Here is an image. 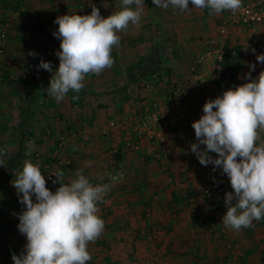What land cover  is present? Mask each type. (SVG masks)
<instances>
[{"label": "crops", "instance_id": "0c3cea01", "mask_svg": "<svg viewBox=\"0 0 264 264\" xmlns=\"http://www.w3.org/2000/svg\"><path fill=\"white\" fill-rule=\"evenodd\" d=\"M104 1L117 8L113 12L121 8V0ZM144 2L139 25L118 33L120 45L111 52L113 66L99 76L87 75L79 93L70 90L57 103L45 89L59 66L55 53L60 50V40L53 36L58 28L51 26L54 21L50 18L21 21L25 16L23 2L0 0V29L7 27L4 48L10 64L6 72H0V159L4 166L8 164L5 169L0 165V216L18 217L0 226V264H14L12 255L25 251L24 235L18 230L22 204L12 181L34 153L40 155L38 167L45 179L51 172H63V182L67 183L80 171L93 185L105 183V194L98 204L105 227L103 235L88 246L92 256L89 264H264V219L240 231L226 228L228 235L223 238L210 217L199 193L200 179L213 174L223 197L232 189L222 168L213 171L211 164L201 165L191 152L190 146L197 140L183 139L165 149L158 142L142 141L138 153L126 146L136 140L133 124L145 108L167 96L169 78H186L195 55L212 44L213 49L236 58L240 72L233 83L224 71L206 86L201 101L182 107L176 114L182 131L195 133L192 123L203 115L206 101L249 82L244 76L250 64H255L252 79L264 71V64L256 60L264 54V27L232 26L227 36L221 37L218 26L226 11L210 14L207 8L192 7L191 0L189 12L171 6L157 8L151 6L152 0ZM32 3L35 7L31 10L43 17L39 4ZM242 3L264 7V0ZM74 10L64 12L74 15ZM99 11L102 17L111 15ZM78 14L91 13L81 10ZM151 58L154 61L148 64ZM41 60L51 62L53 72L38 69ZM154 64L159 65L161 78L149 82L147 66ZM213 65V60L207 63L210 69ZM143 83L151 85L144 89ZM36 109L40 116L34 115ZM110 122L116 126L108 128ZM61 139L65 145L57 150L55 144ZM257 143H264V130ZM27 144L30 147L24 151ZM210 155L216 158L217 154ZM46 164L44 171L41 167ZM111 172L116 177L109 180L106 175ZM53 181L50 185L46 182V187L55 192L60 183Z\"/></svg>", "mask_w": 264, "mask_h": 264}, {"label": "clouds", "instance_id": "9594fccd", "mask_svg": "<svg viewBox=\"0 0 264 264\" xmlns=\"http://www.w3.org/2000/svg\"><path fill=\"white\" fill-rule=\"evenodd\" d=\"M152 3L162 9L171 6L180 12L190 11L189 0ZM191 5L207 8L210 14H235L242 8V0H191ZM144 11V0H121L120 10L106 18L95 6L90 15L58 16L54 21L58 30L53 36L60 40V50L55 53L59 66L45 89L47 95L60 103L70 90L79 93L85 87L87 75L99 76L111 68L112 49L120 45L118 33L130 25L138 26ZM256 60L264 64V54L257 55ZM37 67L53 72L51 62L41 60ZM249 69L244 76L249 82L206 101L203 115L192 123L198 143L190 146L201 165L211 164L213 171L222 168L227 175L232 191L225 193L227 211L222 224L235 231L252 228L253 221L264 219V143H257L264 130V71L252 79L255 64ZM210 153H216V158ZM4 164L0 159V165ZM51 175L56 177L53 183H60L55 192L46 187L40 168L25 160L12 181L19 202L25 206L19 214L18 230L27 240L24 253L13 254L12 260L14 264H89L92 256L88 246L104 232L98 204L105 187L91 184L80 171L67 183L63 182V172Z\"/></svg>", "mask_w": 264, "mask_h": 264}, {"label": "built area", "instance_id": "2783aa9c", "mask_svg": "<svg viewBox=\"0 0 264 264\" xmlns=\"http://www.w3.org/2000/svg\"><path fill=\"white\" fill-rule=\"evenodd\" d=\"M262 25L264 27V7L254 4L242 3V8L235 14L226 11L225 18L220 21L218 33L221 37L227 36L229 28L232 26L253 27ZM4 31L0 33V59L5 60L4 49L1 44V39L4 36ZM211 46V47H209ZM204 51L198 52L194 58V64L191 67L190 74L183 80L169 78L168 94L162 101H153L142 112L138 120L133 124V131L136 134V140L129 142L126 146L133 152L138 153L142 150V141L158 142L164 149L173 143L186 139L197 140L193 130L181 131L175 121V116L180 112L182 107H187L194 101H201L206 86L218 80L224 73V52L222 50L213 49L209 45ZM213 60L212 68L207 67V63ZM156 77L153 76V80ZM150 83L142 84L143 88L150 87ZM115 122H110L108 128H114ZM172 130H175L174 132ZM104 134H107L105 131ZM65 145V140L59 143L58 149H62ZM113 164V163H112ZM51 172L47 177V182L53 181ZM106 175V178L111 180L116 177L112 174ZM118 172L116 171L115 174ZM106 181V180H105ZM105 187V183L102 182ZM203 195L206 197L209 204L217 206L219 200L214 193L212 186L203 188ZM18 218V217H17ZM11 216H0V226L6 225L17 219Z\"/></svg>", "mask_w": 264, "mask_h": 264}, {"label": "rangeland", "instance_id": "374dc122", "mask_svg": "<svg viewBox=\"0 0 264 264\" xmlns=\"http://www.w3.org/2000/svg\"><path fill=\"white\" fill-rule=\"evenodd\" d=\"M33 1L34 0H21V2H23L22 8L24 9L23 12L25 14V16L21 18V21L24 20L27 23L30 18H33V19H36V20H39V19L46 20L47 18H50L53 21H55V19L58 16L68 15L69 13L66 12L67 13L66 14L64 12L68 8L69 9H73V10L75 9L74 10L75 11L74 12V15L75 14H78V12L81 11V10H84V11L85 10H88V12L90 11V13H91L92 7H94V6L96 8H98V9H100V10L103 9V12L104 13L108 11V14H112L113 13V9L115 8L114 5H110L112 2H107V1H104V0H52V1L51 0H43L42 1L43 4H39L37 2L38 0H35L36 4L37 5L39 4V6H37V7L40 10H42L40 13L42 14L41 16H43V17H39L40 15L37 16L36 13L33 10H31V8L33 9L35 7V6H32V4H33L32 2ZM151 6L156 7L154 4H152ZM154 7H152V9ZM114 10H117V8L114 9ZM70 13H73V12H70ZM78 15H80V14H78ZM11 16H13V14ZM52 25H53V27L58 28V25L56 23L53 22L51 24V26ZM3 31L5 33H4L3 38L1 39V44L3 46L4 53H5V48H4L5 44L4 43H5L6 38H7V27L6 26L3 29L2 28L0 29V33L3 32ZM4 56H5V54H4ZM0 64L3 65L2 67H0V69L4 68V69L0 70V72L2 71L1 73H3V71L6 72V69H8L9 66H10V64H8L6 60H2V59H0ZM1 73H0V78H1ZM171 78H174V77H171ZM38 106H42V105L41 104H38ZM37 109H41V108L38 107ZM37 111H38L37 113L34 112V115L35 116L36 115L37 116H40L41 113L39 112V110H37ZM77 138L78 137H75V139H77ZM60 142H62V139L59 140V142H57L55 144V148H57V150H60V149H58V145H59ZM190 142H192V141H190ZM190 142H188V143H190ZM29 147H30L29 144H27L26 147L24 146V151H26ZM20 151L22 152L23 150H20ZM39 158H40V155L37 154V156H36V153L32 154L30 157H27V159H29L31 162H33L37 166H41V163L39 162ZM7 166H8V164L5 165L4 167H2L1 169H3V168L5 169V167L8 168ZM45 166H47V164L41 167V169H43L44 171H46V167ZM48 176H46V182H47V177ZM54 177H53V179H54ZM202 179L203 180L200 179V182H199V184H200L199 185L200 188H198L199 189V193H200L203 201L205 202V205L208 207L207 209L209 211L208 213H210V217H213V222L215 221L216 225L220 228L221 236L223 238H226V236L228 235V233L226 231V228L222 226V217L226 214V210H225V207H224V197H223V194L221 193L220 184L215 179V177L213 176V174L211 176L204 174V177ZM50 184L51 183H49V185ZM205 186H212V189H214V193L217 195V198L219 200V203L217 204V206H212L211 204H209L208 201H207V199H206V197L203 195V188ZM24 210H25V206L24 205L19 206V214H21L22 211H24ZM254 222L255 221H253V224H254ZM24 239H25V244H26L27 243V240H26V237L25 236H24Z\"/></svg>", "mask_w": 264, "mask_h": 264}, {"label": "trees", "instance_id": "16d2710c", "mask_svg": "<svg viewBox=\"0 0 264 264\" xmlns=\"http://www.w3.org/2000/svg\"><path fill=\"white\" fill-rule=\"evenodd\" d=\"M151 60H152V62L149 60L148 64L153 63L154 59L151 58ZM147 67H148L149 72L148 71L146 72V74H147L146 78L148 79L149 82H153V79H152L153 76L161 78V75H160L161 70L159 68V65L154 64V66L149 65ZM137 68H141V67H137ZM134 70H136V68H134ZM224 71L228 72V76H229L231 82L234 83L237 75L240 72L239 61L236 58L232 57L230 54L225 55L224 56Z\"/></svg>", "mask_w": 264, "mask_h": 264}]
</instances>
